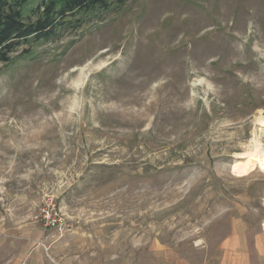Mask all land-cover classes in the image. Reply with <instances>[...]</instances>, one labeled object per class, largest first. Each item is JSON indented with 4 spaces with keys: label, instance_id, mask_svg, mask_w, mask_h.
<instances>
[{
    "label": "rangeland",
    "instance_id": "1",
    "mask_svg": "<svg viewBox=\"0 0 264 264\" xmlns=\"http://www.w3.org/2000/svg\"><path fill=\"white\" fill-rule=\"evenodd\" d=\"M67 20L0 63V231L23 229L51 264H193L235 229L264 233V170L233 171L264 154V0H124ZM49 198L67 230L44 249L33 216Z\"/></svg>",
    "mask_w": 264,
    "mask_h": 264
},
{
    "label": "trees",
    "instance_id": "2",
    "mask_svg": "<svg viewBox=\"0 0 264 264\" xmlns=\"http://www.w3.org/2000/svg\"><path fill=\"white\" fill-rule=\"evenodd\" d=\"M30 19L24 18L29 3ZM124 0H0V63L12 61L11 55L30 39L48 40L60 25L71 23L76 13L108 9Z\"/></svg>",
    "mask_w": 264,
    "mask_h": 264
},
{
    "label": "crops",
    "instance_id": "3",
    "mask_svg": "<svg viewBox=\"0 0 264 264\" xmlns=\"http://www.w3.org/2000/svg\"><path fill=\"white\" fill-rule=\"evenodd\" d=\"M26 235L36 239L40 236L36 230ZM34 240L23 243V229L0 231V264H51L43 250L33 243ZM193 264H264V233L258 232L248 240L246 232L235 229L213 253L205 254L201 261Z\"/></svg>",
    "mask_w": 264,
    "mask_h": 264
},
{
    "label": "built area",
    "instance_id": "4",
    "mask_svg": "<svg viewBox=\"0 0 264 264\" xmlns=\"http://www.w3.org/2000/svg\"><path fill=\"white\" fill-rule=\"evenodd\" d=\"M33 219L39 223L43 231V242L40 245L47 249L44 241L55 242L62 237L67 230L65 215L52 198L44 201L35 212Z\"/></svg>",
    "mask_w": 264,
    "mask_h": 264
},
{
    "label": "bare ground",
    "instance_id": "5",
    "mask_svg": "<svg viewBox=\"0 0 264 264\" xmlns=\"http://www.w3.org/2000/svg\"><path fill=\"white\" fill-rule=\"evenodd\" d=\"M259 122L262 126H264V118H260ZM247 159L248 160L245 163L236 164L233 167V171L237 173V175L246 173L256 165H259L264 170V154L260 150H258V148H255L254 151L251 150V152H249L247 155Z\"/></svg>",
    "mask_w": 264,
    "mask_h": 264
}]
</instances>
